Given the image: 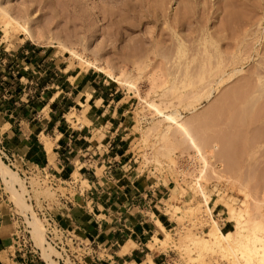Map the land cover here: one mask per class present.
<instances>
[{"label": "rangeland", "instance_id": "rangeland-1", "mask_svg": "<svg viewBox=\"0 0 264 264\" xmlns=\"http://www.w3.org/2000/svg\"><path fill=\"white\" fill-rule=\"evenodd\" d=\"M119 1L0 0V57L13 53L15 45L30 44L39 49V59L52 58L79 77L98 74L126 96L134 117L132 133L144 152L142 173L176 181L172 195L159 206L178 228L166 229L161 216L147 241L151 251L169 250L166 264H264V118L250 125L240 121L247 117L246 98L254 102L258 93L251 91L250 74L261 57L254 48L264 39V21L255 25L258 30L252 26L260 38L246 34L234 54L219 37L218 0H165L159 13L152 8H160V0H141L149 10L130 15L117 8ZM240 1L235 3L240 9L229 7L241 12L251 7ZM229 7L225 17L231 22ZM178 9L182 12H174ZM3 13L39 40L14 26L5 29ZM233 57L236 65H230ZM222 70L228 73L221 75ZM230 70L235 74L224 80ZM262 79L255 80L261 93ZM66 191L49 185L40 171L17 170L0 152V264H74L62 260L48 242L43 218L50 213L57 222L70 224L59 200ZM23 234L25 244L18 240Z\"/></svg>", "mask_w": 264, "mask_h": 264}, {"label": "crops", "instance_id": "crops-1", "mask_svg": "<svg viewBox=\"0 0 264 264\" xmlns=\"http://www.w3.org/2000/svg\"><path fill=\"white\" fill-rule=\"evenodd\" d=\"M14 47L0 57V152L9 165L77 179L86 196L62 203L70 224H59L93 244L91 264L168 263L169 250L151 251L147 241L161 216L166 229L178 228L159 206L176 181L142 173L126 96L98 74L39 59L30 44Z\"/></svg>", "mask_w": 264, "mask_h": 264}, {"label": "bare ground", "instance_id": "bare-ground-1", "mask_svg": "<svg viewBox=\"0 0 264 264\" xmlns=\"http://www.w3.org/2000/svg\"><path fill=\"white\" fill-rule=\"evenodd\" d=\"M109 1V0H108ZM111 1V0H110ZM115 2L116 0H112V2ZM118 1V0H117ZM125 1V2H124ZM127 1V2H126ZM130 1H132L133 2V0H123V2L121 1H119L120 3L119 4H121V5H118L117 6V8L118 9H123V10H125L124 12H125V14H127V13H129L128 15H130V13H138V14H140L141 13V11H145L146 12V10H149L148 8L147 9H143V7L141 6V2H143V1H141V0H135V2H133V3H131L132 5H129V2ZM146 1V0H145ZM144 1V2H145ZM148 1V0H147ZM155 1V0H154ZM158 1V0H157ZM169 1V0H168ZM189 1V0H188ZM243 1V3H244V0H241L240 2H242ZM114 2H113V4H114ZM143 2V3H144ZM152 2V1H151ZM180 2V1H179ZM238 2V0H218V3H219V13H220V17H219V22H220V24H219V33H220V35H219V37H220V40L222 41V43L224 44V45H226V49L229 47V49H230V47L233 49V53L235 54V52H236V50L238 49V41H239V39H241L242 37H244L246 34H250V35H252V34H254V36H255V39H256V37L257 38H260V34L259 33H256L255 32V29L253 30V28H256L257 27V23L258 24H260L259 22H260V18H261V20H263L264 21V17L262 18V17H259V15H260V13H258L260 10H262L263 8L261 7V3L263 2H261V0H246V3H244L245 4V6H246V4L247 3H249V5L251 4V7L250 6H248V7H250L248 10H246V12H244L245 10H244V8H241V9H243L244 11V16H241V15H243V12H241L239 9H240V7L237 5L236 6V4L235 3H237ZM252 2H253V5H252ZM126 3H128V5L129 6H127L126 7ZM153 3V2H152ZM160 3H161V5H159V7L160 8H156L155 7V9L154 8H152V11L154 12H161V8L163 9V7H161V6H163V5H165L164 3H165V0H160ZM242 3V4H243ZM115 4H116V2H115ZM159 4V3H158ZM167 4V3H166ZM232 4H234L235 5V8H238L239 7V9H235V10H233L232 8H230V7H233L232 6ZM241 4V3H240ZM243 4V5H244ZM263 4V3H262ZM117 5V4H116ZM115 5V6H116ZM143 5V4H142ZM168 5V4H167ZM229 5H231L230 7H229ZM125 6V7H124ZM137 6H139V8L137 7ZM146 6H147V4H146ZM149 6V5H148ZM154 6H156V5H154ZM145 7V6H144ZM158 7V6H157ZM229 7V13H230V17H229V20H230V18H231V22H229L227 19H226V17L225 16H227L226 15V12H227V10H226V8H228ZM114 8V7H113ZM116 8V9H117ZM179 8V7H178ZM261 8V9H260ZM14 9H16V8H14ZM111 9V8H110ZM115 9V8H114ZM117 9V11H119L120 12V10H118ZM159 9H160V11H159ZM183 9V8H182ZM230 9H232L231 11H230ZM12 10V9H11ZM17 10V9H16ZM21 10V9H20ZM151 10V9H150ZM177 10V9H176ZM27 11H29V10H27ZM25 12L24 10H23V12H25L24 14H26L27 13V15L29 14V12ZM103 11H104V9H103ZM102 11V12H103ZM112 10H110V12H111ZM122 11V10H121ZM126 11H127V13H126ZM164 10H162V12H163ZM180 11V9H178V11H174V12H179ZM107 12V11H106ZM115 12V11H114ZM151 12V11H150ZM152 12V13H153ZM165 12V11H164ZM180 12H182V10L180 11ZM264 12V11H263ZM15 13V12H14ZM105 13V12H104ZM103 13V14H104ZM117 13V12H116ZM122 13V12H121ZM170 13V12H169ZM186 13H187V11H186ZM228 13V14H229ZM93 14V13H92ZM115 14V13H114ZM154 14V13H153ZM176 14V13H175ZM181 14V13H180ZM184 14H185V12H184ZM3 15H4V26H5V29H6V27L7 26H14V27H16V28H19V29H22V31L25 33V34H27L28 35V37H29V39L30 40H36V41H38L39 40V38H37L33 33V31H31L30 29H29V27H27V26H25V25H21L20 23H18L17 21H14V19L10 16V15H8L7 13H3ZM21 15H23V14H21ZM30 15V14H29ZM122 15V14H121ZM132 15V14H131ZM164 15V14H163ZM228 17V16H227ZM243 18V19H240V18ZM34 21V20H33ZM230 23V25L228 26V24ZM27 24V23H26ZM231 24H232V26H231ZM28 25V24H27ZM255 25H256V27H255ZM252 26H253V28H252ZM231 27V28H230ZM230 28V29H229ZM262 28V27H261ZM251 29V30H250ZM257 30H258V28H256ZM6 31V30H5ZM4 31V32H5ZM15 31H17V30H15ZM33 32V33H32ZM6 34H7V32H6ZM5 34V35H6ZM218 36V35H217ZM249 36V35H248ZM261 36H263V35H261ZM210 37V36H209ZM253 38V37H252ZM210 39V38H209ZM262 39H263V37H262ZM253 40V39H252ZM251 40V41H252ZM256 40H258V39H256ZM210 41V40H209ZM254 41V40H253ZM244 43V42H243ZM252 43V42H251ZM240 44V43H239ZM255 44V43H254ZM223 47V48H224ZM254 47V46H253ZM252 47V48H253ZM222 48V49H223ZM225 48H224V51H225ZM253 50V49H252ZM251 50V51H252ZM221 51H223V50H221ZM219 52V51H218ZM242 52V51H241ZM224 54H225V52H223ZM229 54V52H227L226 51V54ZM230 53H232L231 51H230ZM238 53H240V50H238ZM237 53V54H238ZM253 53V52H252ZM212 54V53H211ZM216 54V53H215ZM220 54V53H219ZM225 54V55H226ZM254 54L256 55V56H259L260 54H261V57H259L258 59H257V64L258 63H262V66L261 65H258L257 66V64H256V66H254L253 65V67H255V68H253L254 70H251L252 71V73L249 71L248 73H251L250 75H251V77H252V79H253V77H254V80H252V82L249 80V82H247L246 81V83H249L250 85H252V84H254V88L251 90V91H253L254 93H256V92H258L257 93V95L255 94V101L254 102H257V104L256 103H254L253 101L252 102H250V100L251 99H249V97H251L249 94H250V92L248 93V98H246L247 96H243L241 99L242 100H245V99H243V98H246V100L248 99L249 101V103H250V105H251V103H254V105L253 106H255L256 107V109H254V108H250L251 106L249 105V108H245L246 110H247V117H246V119L243 117V118H241V120H240V118H239V120L241 121V124L243 125V124H255V121L256 120H258V119H256V117H258V116H260V117H262L263 116V118H264V91H263V93H261L262 91H260L259 90V88H257V87H255V86H257V85H255L256 84V82H258V81H261L260 83H262V78L264 77V39H263V41H261L260 42V45H259V47L257 48L256 47V49L254 48ZM213 55V54H212ZM221 55H222V53H221ZM230 55V54H229ZM219 56V55H218ZM234 56V55H233ZM230 57V56H229ZM222 58H223V55H222ZM231 59H232V57H230ZM234 58L235 57H233V60H231V63H230V65L231 64H233V65H236V64H234V62H236V60L234 61ZM212 59V58H211ZM215 59V58H214ZM218 59V58H217ZM221 59V58H220ZM225 59H226V57H225ZM225 59H223L224 61H222V62H226L225 61ZM222 60V59H221ZM221 60L220 61H218V62H220V64H222L221 63ZM223 63V64H224ZM237 63H239V62H237ZM224 65H222V67H223ZM261 66V67H260ZM217 67H218V65H217ZM230 67V66H229ZM232 69L233 70H235V67L234 66H232ZM219 70H220V68H219ZM230 71H232V70H230ZM229 71V72H230ZM233 72V71H232ZM225 73H228L226 70H222V74L221 75H224ZM230 74V73H229ZM235 73L233 72L231 75H225L226 76V78H223L224 80L226 79H228L229 77H231V76H233ZM237 74H238V72H237ZM248 75V74H247ZM249 75V76H250ZM243 77V76H242ZM250 77V78H251ZM222 78H220L221 80H223ZM246 78H248L247 76H246ZM262 79V80H261ZM255 80H256V82H255ZM258 80V81H257ZM252 84H251V83ZM255 82V83H254ZM221 83V82H220ZM245 83V82H244ZM259 83V85H261ZM249 84H247V85H249ZM264 84V83H263ZM249 88V90H250V88H251V86L250 87H248ZM240 89H241V87H240ZM230 90H232V89H230ZM261 90H262V88H261ZM264 90V89H263ZM235 91V90H234ZM237 91H239V93L241 92H243V90H237ZM244 91H247L248 92V90H244ZM229 92V91H228ZM227 92V93H228ZM227 93H226V95H227ZM235 93V94H234ZM232 92V94H234L235 96H236V94H237V97H239L240 98V94L238 95V93L237 92ZM245 94H246V92H244ZM243 94V93H242ZM224 96V95H223ZM229 96V95H228ZM232 96V95H231ZM234 96V97H235ZM226 97V96H225ZM237 97H235V98H237ZM239 98H238V100H239ZM228 100V99H227ZM238 100H236L235 102H237ZM254 100V99H253ZM232 101H234V100H232ZM220 102H221V100H220ZM231 102V101H230ZM243 102V101H242ZM246 102V101H245ZM244 102V103H245ZM259 103V104H258ZM224 104V103H223ZM240 104V100H239V103H238V105ZM247 102H246V105H245V107H247ZM222 105V104H221ZM225 106H226V103H225ZM237 106V105H236ZM241 106V105H240ZM236 108V107H235ZM241 108V107H240ZM232 109V108H231ZM235 110H237V108L235 109ZM243 110H244V106H243ZM248 110H251L250 111V115H248ZM259 110H261V111H259ZM238 111H239V108H238ZM241 111V110H240ZM253 111V112H252ZM255 111V112H254ZM242 112V111H241ZM240 114V112H237V114ZM258 113H259V115H258ZM244 113H241V115H243ZM236 115V114H235ZM245 115V114H244ZM167 118H170L169 116L167 117ZM245 119V120H244ZM243 120V121H242ZM260 120V119H259ZM263 121V120H262ZM259 122V121H258ZM241 126V125H240ZM241 128V127H240ZM191 140V139H190ZM192 141V140H191ZM194 144V143H193ZM237 215V214H236ZM237 216H239V215H237ZM236 216V217H237ZM240 217V216H239ZM40 232L41 233H38V238L40 239V238H42V236H43V232H42V230H40ZM42 234V235H41ZM260 238V237H259ZM263 240V239H262ZM260 240H258V242H259ZM41 242V241H40ZM255 242V241H254ZM262 242V241H261ZM264 242V241H263ZM243 244V243H242ZM263 245V244H262ZM245 247V246H244ZM48 258V257H47ZM51 262L52 261H50V264H51ZM52 264H54V263H52Z\"/></svg>", "mask_w": 264, "mask_h": 264}, {"label": "built area", "instance_id": "built-area-1", "mask_svg": "<svg viewBox=\"0 0 264 264\" xmlns=\"http://www.w3.org/2000/svg\"><path fill=\"white\" fill-rule=\"evenodd\" d=\"M40 173L44 179H47L48 184L52 187L63 186V188L67 190L64 195H59L61 203L71 205L74 198L83 199L86 196L84 188L79 185L77 179L71 178L67 181L60 180L47 170H40ZM43 218L47 226L46 239L59 249L62 260H67L74 264H82V262L87 259L94 258V246L91 242L85 241L82 237L76 236L74 233L65 230L50 213L43 215ZM221 220V222L225 221L222 217ZM18 237L17 235V238ZM18 240L22 241L24 244L27 241L24 234L21 235V238ZM32 256L33 255H31V257Z\"/></svg>", "mask_w": 264, "mask_h": 264}]
</instances>
